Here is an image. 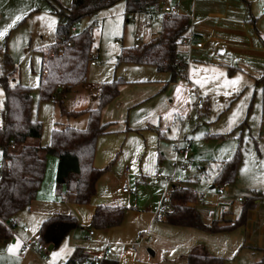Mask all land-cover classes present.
Here are the masks:
<instances>
[{
  "label": "crops",
  "instance_id": "0c3cea01",
  "mask_svg": "<svg viewBox=\"0 0 264 264\" xmlns=\"http://www.w3.org/2000/svg\"><path fill=\"white\" fill-rule=\"evenodd\" d=\"M165 1L163 0L164 3ZM169 1L171 5H177V13L183 14L190 19L193 25V33L197 40L202 42L201 47L191 49L190 61H194V65L190 69H188V65L186 67L185 78L188 83L176 79L177 76L173 81L167 82L168 72L157 71L152 65L150 66L153 68H150V70L140 67L146 64H137L139 66L134 68L132 66L125 67L124 71H118L116 75V72L112 74L110 79L120 77L123 79V83L120 84L116 97L108 102L101 111V122L108 124L107 131L103 134L116 133L117 135L113 138L112 144L105 142V144H108L105 150V160H108L111 153L115 150H117L119 155L127 153L131 156L130 154H132V158L140 153L144 154L147 149L153 151L157 148L158 150L159 138L164 136L165 131L168 133L167 140H169L171 133L169 132L168 124L174 120L180 121L183 116L188 115L196 107H191L192 90L200 87L201 92H206L199 83V85L197 84L194 87L190 79L195 67L199 68L205 65L210 67H202L201 69L208 71L206 74L210 78L217 72L219 76H235L236 79L248 82L245 86L250 89V101L247 106L248 112L245 125L254 147L259 153L262 152L264 154V0ZM64 3L67 4L66 1ZM144 20L141 32L135 33H139L143 37L148 36V38L144 39V41H147L157 34L160 23L154 29H150L153 23L145 25ZM185 52L186 45L180 42L177 57L184 55ZM101 71L99 75L103 74L105 69ZM152 71L157 73L165 72L168 76L153 75ZM106 78L102 80L106 81ZM196 78L199 79V77ZM193 80L197 82L195 78ZM102 82L100 81V84ZM100 84L90 92L87 105H83L86 107L80 109L92 107L96 104ZM203 97V102L200 105L206 107L207 95L204 94ZM2 98L3 93L0 107ZM157 98L162 99L163 102L164 99L169 98V103L175 104L167 108L168 121H165L166 123L163 122L166 125L160 124L159 111L155 109L153 104L155 103L154 99ZM84 115L81 114L78 117H84ZM83 122V119L80 120L79 125L82 126ZM149 125L153 126L154 129L149 128ZM121 137L123 141L120 146L118 141ZM99 143L100 141H98V146H101ZM96 153H100V150L98 149ZM158 159H160L159 156ZM94 164L96 166L99 165L95 161ZM218 165L219 162L216 164L215 174ZM55 166L56 157L54 170ZM126 174H128V169L123 168L122 173L113 178V180L107 178L112 187L116 185L118 194L117 196L111 194V197L103 198L100 196L94 198L90 207L86 208V212L89 213L90 217L97 204L119 205L121 203L124 204L122 198L125 199V196L129 200L131 197L133 198L132 194H129L130 189L128 191L124 190L125 184L128 182ZM106 176L113 177V172L107 171L102 174V178ZM242 184L245 190L252 193L260 194L264 192V171L247 174ZM214 186L213 183L210 188ZM190 188L194 190L192 187ZM51 189L50 183L46 191L37 190L35 198L31 201L29 207L26 208L29 212L37 214H35L37 216V224L51 213L71 212L69 202L61 201L59 196L53 197ZM96 190L95 188V192ZM227 192H229L227 194L230 196L234 194V190L230 188H228ZM200 195L203 198L202 193L198 194V196ZM198 196L196 194V199ZM253 196L257 199L253 207L247 211L246 220L243 224L209 232L191 226L173 225L161 219H154L153 211L160 197L159 193H157L150 200L149 206L144 207V209H138L131 205L119 225L103 228L98 235L91 227L84 231L82 235L75 234L76 228L78 229L79 227V221L77 220L78 227L64 238V240H68L65 244L68 250L65 251L64 256L67 259L75 248H79L81 252L83 250H97L108 242L111 244V250L107 259L116 260L117 264H138L140 258L144 259L141 264H186L183 256L196 245H202L210 254L220 256L223 259V264H248L249 257L252 256L251 249L260 253H253L254 257L251 258V261L258 262L259 260V262H264V197ZM207 197L205 202L203 198L200 202L195 200V202L191 203L198 211L204 224L216 221L218 225L227 227L229 224L226 223V220H229V223L234 221L238 217L241 206L244 203L243 198L238 201L235 197L237 202H234L233 197L229 201L218 198L214 194H210ZM76 214L77 212L75 216H77ZM16 215H14L13 219L17 224L19 219ZM85 222H88V219ZM22 226L28 227L27 231L21 229L23 233L29 232L30 228L27 224L22 223L20 228ZM89 229L93 230V234L89 239H86ZM139 231H145L146 238L139 241L136 249H132V243L138 241ZM17 235V232L12 231V236L9 239H0V264L59 263L51 261L47 255L45 256L48 257V260L45 262L42 254H36L30 249L25 250L21 247V240ZM11 248H15V251H10L9 249ZM148 255H150V258L147 257Z\"/></svg>",
  "mask_w": 264,
  "mask_h": 264
},
{
  "label": "rangeland",
  "instance_id": "374dc122",
  "mask_svg": "<svg viewBox=\"0 0 264 264\" xmlns=\"http://www.w3.org/2000/svg\"><path fill=\"white\" fill-rule=\"evenodd\" d=\"M65 1L67 4L64 3ZM58 2L62 6H69L70 4V0H58ZM165 3L171 5L169 0H166ZM17 16H21L22 19L9 28L8 25L12 24ZM96 18L98 20L97 25L91 27L93 37L91 51L97 54L96 64L88 65L85 83L68 89L67 91L60 92L54 99H39L38 91L35 88L40 74L41 51L39 49H44L47 45L54 42L55 23H52V21H56V16L50 11L49 4L46 0H0V32L4 33L3 36H0V47H6L11 61L15 63L13 77L17 78L20 83L32 88L31 115L33 118L39 120L41 124L40 137L38 139V143L41 146L49 143L51 128L54 126L70 125L79 128L85 126V115L84 117L76 118L61 116L58 108L59 100L63 101V106L68 110L86 107L83 105H87L90 92L100 84V81H105L102 79L108 77L106 80H109L112 74L116 72V75L118 71H124L125 67L132 66L134 68L139 66L135 63L117 62L116 58L122 47L132 45V34L141 32L140 30L144 26L142 22L146 18V15L144 13H137L135 14L134 21L130 19L126 20L129 18V14L124 13L123 1L120 0L97 11ZM151 19L153 25L151 28L149 27L150 29H154L162 21V17L158 14L153 15ZM83 21L86 22L87 18H84ZM143 38L146 39L148 36H144ZM2 54L3 49L0 51V60ZM193 65L194 61L191 60L188 63V69L192 68ZM140 67L148 70L153 68L150 65H142ZM202 67L210 66H200V69L195 67L190 79L194 87L199 83L202 89L206 91L203 93L200 87L195 88L201 97L204 94L207 95L206 107L197 104L188 113V119H184L183 121L174 120L168 124L171 135L179 129L181 134L189 138V158L191 159V163L185 165L184 156L182 154H176L169 146L167 131H165L162 138H159L158 150L157 148L153 151L147 149L144 154L140 153L133 158L131 157L133 156L132 154H130L131 156L127 153L119 155L117 150H115L111 153L108 160H105L106 158L104 157L105 150L108 144L113 143V138L117 135L116 133L99 135L100 137L98 136L97 140L100 141L99 144L101 146H98L97 141L95 144V156L93 155V165L96 166L94 164L95 161L96 164H99L96 167H107L103 173L107 171L113 172V177L106 176L102 178V173L96 181L97 185L95 183L97 190L87 203L76 204L69 202L71 212L66 213L75 216L77 212V216L75 217L79 221V227L78 229L76 228L75 234L82 235L84 231H87L91 227L89 225L90 216L86 212V208L90 207L94 198L100 196L105 198L111 194L117 196L116 185L114 184L115 186L112 187L107 178L113 180V178H116L122 173L123 168L128 169V174H126L128 182L125 185L131 190L129 194H132L134 198L131 197L130 200L127 196H125V199L122 198L124 204L121 203L119 206L126 208L124 214L131 205H134L138 209H144V207L149 206L150 200L157 193L161 197L168 177H171L173 183L189 185L195 190L197 196L202 193L204 202L210 194H214L223 200L225 199V201H229L233 197L234 202H237L235 201L237 195H240L243 199H246L249 195L264 197V192L260 194L252 193L245 190L242 184L247 174L264 171V154L262 152L259 153L254 147L253 141L249 137L247 126L245 125L248 112L247 106L250 101V89L245 86L248 82L246 80L236 79L235 76H219L217 72L210 78L206 74L208 71L202 70ZM104 69V73L99 75L102 72L101 70ZM152 73L153 75L161 74L166 77L168 76L165 72L157 73L152 71ZM196 77H199V79ZM194 78L197 82L193 80ZM176 79L188 83L184 76L178 75ZM233 80H238V82L232 84L231 82ZM2 93V89L0 88V101ZM168 99H164V102L162 99H154L155 103L153 104L155 105V109L159 111L161 125H166L163 122L168 121L167 108L170 105H175L172 102L169 103ZM193 101L194 99L191 97L190 102L193 103ZM82 119L84 122L80 126V120ZM122 141L123 139L121 137L118 145L121 146ZM105 142L108 144H105ZM237 147L240 153V162L234 180L227 185V189L223 192L219 191L215 186L210 188L213 185L212 180L215 174L216 164L222 159L232 156ZM98 149L100 153H96ZM158 156L160 159H158ZM54 163L55 156L51 154L46 155L45 171L38 190L46 191L48 185L51 183L52 195L53 197H58L54 191ZM157 173H159V176L156 175ZM228 188L234 190L233 195L230 196L227 194L229 193L227 192ZM35 214L29 212L27 209H23L16 215L19 223L12 227V231L17 232V237L21 240V245L22 242L27 240H31L32 242L37 241V230L41 220L37 224V214ZM87 219L88 222H85ZM229 222V220H226V223L230 225L231 223ZM22 223L29 226V232L23 233L21 231L20 227ZM93 229L96 235H98L103 228ZM66 242H68L67 239L52 249L47 247L42 254L43 257L47 255L51 261L64 262L66 259L64 254L68 250L65 247ZM251 253L252 256L249 257L248 264H264V262H259V260L258 262H252L251 258L254 257V254L260 253H257L253 249H251ZM147 257L150 258V255ZM138 261V264H141L144 259L140 258Z\"/></svg>",
  "mask_w": 264,
  "mask_h": 264
},
{
  "label": "trees",
  "instance_id": "16d2710c",
  "mask_svg": "<svg viewBox=\"0 0 264 264\" xmlns=\"http://www.w3.org/2000/svg\"><path fill=\"white\" fill-rule=\"evenodd\" d=\"M50 11L56 16L54 42L41 51L40 74L36 89L39 99H54L60 92L67 91L86 81L89 55L93 37L91 28L80 26L71 33V26L97 11L120 0H70L69 6H62L58 0H46ZM124 13L143 10L147 5H158L163 0H122ZM189 19L179 13H172L168 20H162L157 34L144 41L139 47H122L117 62L152 65L157 71L169 73L167 82L173 81L181 63L177 57L178 46L185 36ZM61 46V52L57 48ZM3 49L0 60V88L3 92L0 107V239L12 236L6 222L19 211L29 207L35 198L45 171L46 155L56 157L55 193L61 201L84 204L95 193V183L107 169L93 165L96 139L107 131V123L101 122V111L119 92L123 83L120 77L103 81L99 85L96 104L92 107L68 110L63 101H58L59 114L65 117L86 115L82 128L60 125L51 128L49 143H38L41 124L31 115V87L13 77L15 65ZM53 53L50 54V51ZM62 124V123H61ZM31 141H29V140ZM240 162L238 147L232 156L219 162L213 183L219 187L231 183ZM256 197L244 199L238 217L230 225L220 226L216 221L204 224L193 204L196 193L189 186L172 185L169 206L161 216L166 223L191 226L209 232L241 225L247 211L253 207ZM124 206L97 204L90 217L91 228H107L119 225ZM76 227L77 219L70 213L55 212L43 218L37 230V240L42 245L57 247ZM82 252L75 248L64 261L71 264L81 258ZM186 264H223L220 256L210 254L204 246L196 245L183 256ZM104 264H117L107 259Z\"/></svg>",
  "mask_w": 264,
  "mask_h": 264
},
{
  "label": "built area",
  "instance_id": "2783aa9c",
  "mask_svg": "<svg viewBox=\"0 0 264 264\" xmlns=\"http://www.w3.org/2000/svg\"><path fill=\"white\" fill-rule=\"evenodd\" d=\"M177 12V5H169L167 3H161L158 5L154 4H149L147 5L143 10L137 11V12H130L129 18L126 20L130 19L132 21L135 20V14L137 13H144L146 15V18L144 20L145 25H150L152 23V16L153 15H160L162 17V20H168L170 15L172 13ZM87 18V21L84 22L82 20H77L72 26H71V33H75L78 27L80 26H87V27H93L97 25V18L95 14H92ZM144 42V38L142 37L141 34L139 33H133L132 34V46L134 48L139 47L142 43ZM181 42H183L186 45V52L184 55H181L178 59L179 62L181 63V67L177 70V76H186V67L191 59V49L201 47L202 42L200 40H197L195 34L193 33V25L192 22L188 21L186 25V33L185 36L181 39ZM58 52H61V46L57 48ZM53 53V50L50 51V54ZM97 55L94 52H91L89 55V65H93L96 62ZM192 96H193V103L191 107H195L196 104H201L203 102V98L199 95V93L196 91V89L192 90ZM184 119H188V116L186 115L184 118L181 119L183 121ZM149 128L154 129L153 126L149 125ZM169 146L173 149V151L176 154H182L185 158V165H188L191 163V159L189 158V147H190V140L187 138L185 135L181 134L180 130L176 131L173 133L169 140H168ZM156 175L159 176V173ZM172 185L178 186V183H173L171 177L167 178L166 181V187L163 191V194L161 195L154 211H153V218L154 219H161L162 214L164 211L168 208L169 206V196L171 192V187ZM227 183H223L218 187V190L223 192L226 190ZM124 190L128 191L129 188L125 185ZM202 196L197 197V201L200 202L202 201ZM242 198L241 196H237L236 200L240 201ZM16 221L14 219L6 222V225L10 227L12 230V227L15 226ZM23 231H27L28 227L27 226H22L21 228ZM93 234V230L89 229L86 235V239H89L91 235ZM146 238V232L145 231H139L138 232V241L132 243V249H136L138 247L139 241L142 239ZM22 248L24 249H30L34 251L36 254H43V252L47 249V245H42L39 243L37 240L36 242H32L31 240H27L25 242H22L21 245ZM111 250V244L106 242L104 243L99 249L97 250H83L82 251V256L79 259H76L73 261L71 264H104L105 261L108 258V255ZM48 260L47 256H44V261L46 262ZM53 264H64L62 263H53Z\"/></svg>",
  "mask_w": 264,
  "mask_h": 264
},
{
  "label": "snow or ice",
  "instance_id": "6c2138e0",
  "mask_svg": "<svg viewBox=\"0 0 264 264\" xmlns=\"http://www.w3.org/2000/svg\"><path fill=\"white\" fill-rule=\"evenodd\" d=\"M20 19H22V17L21 16H17L16 17V20H14L13 22H12V24H9L8 25V27L9 28H11L17 21H19ZM52 23H55V21H52ZM4 35V33L3 32H0V36H3ZM238 82V80H233L231 83L232 84H236ZM10 251H15V248H11V249H9Z\"/></svg>",
  "mask_w": 264,
  "mask_h": 264
},
{
  "label": "water",
  "instance_id": "95a60500",
  "mask_svg": "<svg viewBox=\"0 0 264 264\" xmlns=\"http://www.w3.org/2000/svg\"><path fill=\"white\" fill-rule=\"evenodd\" d=\"M48 248H49V249H52V248H53V245H52V244H49V245H48Z\"/></svg>",
  "mask_w": 264,
  "mask_h": 264
}]
</instances>
